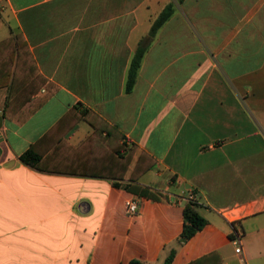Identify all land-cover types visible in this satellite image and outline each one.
Instances as JSON below:
<instances>
[{"label":"crops","instance_id":"1","mask_svg":"<svg viewBox=\"0 0 264 264\" xmlns=\"http://www.w3.org/2000/svg\"><path fill=\"white\" fill-rule=\"evenodd\" d=\"M17 34L29 77L46 81L30 101L49 98L22 123L25 103L0 121V264H164L172 251L170 264H264V0H0V42ZM73 107L122 135L133 151L123 179L21 163ZM92 132L80 121L65 139L77 147ZM139 158L149 167L131 182ZM189 196L206 225L185 240Z\"/></svg>","mask_w":264,"mask_h":264},{"label":"trees","instance_id":"2","mask_svg":"<svg viewBox=\"0 0 264 264\" xmlns=\"http://www.w3.org/2000/svg\"><path fill=\"white\" fill-rule=\"evenodd\" d=\"M176 1L181 4L184 0ZM173 13L172 4L163 8L149 29L148 42L156 36ZM146 42L147 40L141 41L131 57L125 81V93L133 90L147 50ZM35 73L38 74V71L20 35L17 34L0 42V96L3 98L0 101V121L2 118L13 119L12 114H15V111L25 103L28 106L26 112H22L21 119L17 120V123H22L47 101L48 94L30 101L31 96L46 83L41 76H39L41 81L35 83V80L29 77ZM80 121L87 122L93 128V132L80 145L74 147L66 141L65 135ZM132 158L133 151L124 144L122 135L115 128L94 113L73 107L33 143L19 160L23 165L39 172L123 179ZM139 167L140 158L130 175L131 182L136 181L140 172L146 171L149 166L142 170ZM143 194L155 200L163 197L150 191H143ZM197 209L198 205L191 201L187 202L183 209L181 238L185 240H189L206 225V220L199 215ZM173 255L174 251L164 264H170Z\"/></svg>","mask_w":264,"mask_h":264},{"label":"built area","instance_id":"3","mask_svg":"<svg viewBox=\"0 0 264 264\" xmlns=\"http://www.w3.org/2000/svg\"><path fill=\"white\" fill-rule=\"evenodd\" d=\"M189 201L193 202L194 201V197L193 196H189L188 198ZM125 206H126V212L129 216H135L136 214L139 213V202L137 199H130L127 200L125 202ZM238 235L234 236L232 242L234 244L235 248V253L236 254H241V244H240V240H239ZM243 264H245L244 261H242Z\"/></svg>","mask_w":264,"mask_h":264}]
</instances>
